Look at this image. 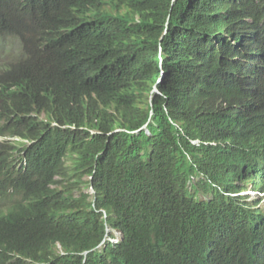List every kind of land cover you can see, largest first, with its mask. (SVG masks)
Here are the masks:
<instances>
[{"label":"trees","instance_id":"trees-1","mask_svg":"<svg viewBox=\"0 0 264 264\" xmlns=\"http://www.w3.org/2000/svg\"><path fill=\"white\" fill-rule=\"evenodd\" d=\"M26 1L46 9L59 0ZM20 3L0 0V7ZM204 4L135 0L126 9L134 22L120 24V33L115 23H105V34L76 46L85 62L97 60L94 73L109 82L88 83L74 99L77 110L50 107L37 96L52 85L41 70L52 66L53 55L35 45L34 32L21 34L25 56L0 70V135L21 139L0 141V201L6 200L0 206V264H264L263 216L223 192L253 178L258 146L242 133L216 138V128L189 102L192 93L204 95L203 111L221 122L207 101L211 89L246 97L260 76L258 62L235 59L231 42L220 33L218 40L205 34L211 27ZM258 22L264 41L263 13ZM162 75L167 100L156 96L149 106L144 94ZM26 80L34 83L32 93ZM65 124L86 134H73ZM114 127L120 130L112 135H87ZM24 139L32 142L21 145ZM68 154L76 156L72 168L63 163ZM69 170L90 174L93 193L74 196L71 189L49 186L54 175ZM165 170L181 172V183L168 179L161 186L156 174ZM193 175H203L198 184L209 199L194 184L188 189ZM158 189V206L142 210L140 198ZM171 210L174 216L165 222Z\"/></svg>","mask_w":264,"mask_h":264},{"label":"clouds","instance_id":"clouds-1","mask_svg":"<svg viewBox=\"0 0 264 264\" xmlns=\"http://www.w3.org/2000/svg\"><path fill=\"white\" fill-rule=\"evenodd\" d=\"M251 3L252 7H250ZM133 4H135V0H59L46 9H39L33 7L28 1L21 0L20 5L15 9L1 6L0 37L7 36L17 39L19 50L16 57L8 65L1 67L0 70L9 66L18 56H25L21 34L28 35L34 32L36 37L35 45L41 49L47 48L53 55L52 66L41 70L44 76L52 81V85L43 89L37 96H45L44 101L48 102L50 107L56 104L60 109H63L67 104V106L71 105L73 109L77 110L78 106L74 105V99H79L80 91L88 83L109 82L94 73L92 65L97 64V60L94 59L92 64L85 62L75 53L76 46L87 44L89 39L105 34V23H115L116 31L120 33L118 29L120 24L125 21L128 24L134 22L126 15V9ZM204 9L209 17L206 24L211 27L205 34L214 38V40H218L217 36L220 33L223 42H231L234 46L235 59L244 60L249 57L252 60L255 58L258 62L260 76L257 80L251 82L246 91V97L238 98L232 95V99L236 102L234 103L235 105L230 104L232 99L228 97V92H222L223 89L218 86L211 89L212 95L207 101L211 107H216L221 122L215 121L203 111L204 95L192 93L189 96V102L216 128V138L221 135L230 136L234 133L247 134L254 138L258 146V158L257 164L252 168L253 178L238 183L234 190H221L229 196L239 197L247 207L253 209L264 218V208L259 205L261 200L264 202V41H262L263 34L258 22L259 14L263 13L264 15V3L257 0H205ZM223 13H226L225 17ZM108 16H110V22L106 21ZM203 25L199 24L198 28L202 29ZM157 54L158 57L162 56L160 46L157 49ZM163 78L164 75H162L160 80L152 83L149 91L144 94L149 106H151L156 96H163V92L160 89V83L163 82ZM24 87L32 93L34 90L33 81H24ZM163 98L167 100L164 96ZM162 103L166 104L165 100ZM49 124L54 126L55 122L50 119ZM61 127H67L70 130L69 132L76 135L86 134L79 127H75L72 124L61 125ZM119 130L118 127L105 132L89 129L87 135L98 133L112 135ZM13 140L21 139L7 134L0 135L1 142L7 143ZM22 141L21 145L32 142V140L25 139ZM192 142L199 145L201 141L196 138ZM202 143L215 144V141L205 140ZM75 159L76 156L74 154H68L64 158L63 163L66 167L72 168L76 161ZM198 159L203 169L206 165L205 155L199 153ZM203 175L190 176L186 183L188 189H191V185H196L197 194L199 195L202 192L204 196L201 198L209 199L211 193H205L200 184H198V179H203ZM58 176L65 180L63 188H58L55 185L56 177ZM83 176H85V179H82ZM194 177H198L196 182L192 181ZM168 179L181 183L182 173L165 170V172L159 171L156 174V180L161 186ZM89 180H91L90 174H86L82 170H69L65 174L58 173L54 175V182L49 186L62 191L71 189L74 196H78L80 193L92 194V187H87ZM80 186H85V189L79 190V194L76 195L74 191L78 190ZM209 189L212 188L209 187ZM251 191V195H257L259 199L249 198L251 196L249 192ZM159 194L160 189L152 195L140 198L141 209L151 211L157 207ZM5 201H0V206L6 204ZM102 212L104 211L102 210ZM173 216L174 210H171L165 222L172 220ZM114 232L119 234L115 236L119 239L120 233L116 230H113L112 233L115 234Z\"/></svg>","mask_w":264,"mask_h":264},{"label":"rangeland","instance_id":"rangeland-1","mask_svg":"<svg viewBox=\"0 0 264 264\" xmlns=\"http://www.w3.org/2000/svg\"><path fill=\"white\" fill-rule=\"evenodd\" d=\"M19 47H18V41L17 39L11 38V37H7V36H2L0 37V68L8 65L10 61H12L17 53H18ZM57 181L55 183V185L58 188H63V185L65 183V180L63 178H61L60 176L56 177ZM82 179H85V176L82 177ZM198 179V177H194L192 179L193 182H196ZM81 189H85V186H80L78 187V190L74 191V193L76 195L79 194V190L81 191ZM252 194V191L249 195ZM200 197H203V193L200 192ZM257 195H251L249 198L251 199H259L257 198ZM260 207L264 208V202L263 200H261L259 202ZM115 236H118L119 234H117L116 232H114Z\"/></svg>","mask_w":264,"mask_h":264},{"label":"bare ground","instance_id":"bare-ground-1","mask_svg":"<svg viewBox=\"0 0 264 264\" xmlns=\"http://www.w3.org/2000/svg\"><path fill=\"white\" fill-rule=\"evenodd\" d=\"M202 19H203V18H202ZM203 20H204V19H203ZM203 20H202V21H203ZM205 20H206V18H205ZM237 45H238V43H237ZM231 105H234V104H231ZM69 106H70V105H69ZM75 114H76V113H75ZM142 129H143V128H142ZM19 137H20V136H19ZM26 140H27V139H26ZM250 193H251V192H249V194H250Z\"/></svg>","mask_w":264,"mask_h":264}]
</instances>
